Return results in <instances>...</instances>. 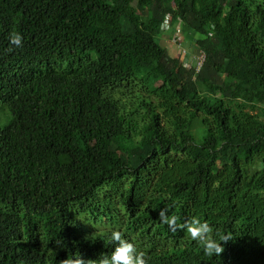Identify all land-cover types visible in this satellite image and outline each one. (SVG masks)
Masks as SVG:
<instances>
[{
  "label": "trees",
  "instance_id": "obj_1",
  "mask_svg": "<svg viewBox=\"0 0 264 264\" xmlns=\"http://www.w3.org/2000/svg\"><path fill=\"white\" fill-rule=\"evenodd\" d=\"M0 104V264H264L263 0H0Z\"/></svg>",
  "mask_w": 264,
  "mask_h": 264
},
{
  "label": "clouds",
  "instance_id": "obj_2",
  "mask_svg": "<svg viewBox=\"0 0 264 264\" xmlns=\"http://www.w3.org/2000/svg\"><path fill=\"white\" fill-rule=\"evenodd\" d=\"M8 39L9 43L16 47L22 43V36L19 32H11ZM159 217L161 222L173 232L178 228L186 230L191 240L201 247L205 256L219 255L223 251L221 242L229 239L228 236H224L220 237L219 242H217L210 235L213 232V227L197 216H192L189 220L178 223V216L169 215L166 209L162 208L159 211ZM111 242L114 243L115 247L110 256L103 257L99 264H147L144 253L138 251L136 244L126 239L121 231L114 230L111 232ZM65 264H85V262L79 257L71 260L66 259Z\"/></svg>",
  "mask_w": 264,
  "mask_h": 264
},
{
  "label": "rangeland",
  "instance_id": "obj_3",
  "mask_svg": "<svg viewBox=\"0 0 264 264\" xmlns=\"http://www.w3.org/2000/svg\"><path fill=\"white\" fill-rule=\"evenodd\" d=\"M263 2H264V0H263ZM171 30L173 31V29H170L169 31L171 32ZM169 31H165L163 36L160 37L161 39L157 38V41L161 45H164L165 47H167V45H168L167 40L168 39L173 40V37H175V31H173V33H171V35H169ZM180 40H183L182 42H179L180 44L179 43H173L172 41L171 42L177 46V49H179L178 54L182 55L181 58L183 60L185 59V61H187L188 59H191L192 65L196 66L198 61L201 58L200 57L201 54L197 50L193 49V44L191 42H189L188 39H187V41H185L184 38H182ZM182 50L184 52H182ZM169 52L172 54V51L169 50ZM189 54H192V55L189 56ZM260 118L264 121V114L260 115ZM9 119H10V116H9L8 109L7 108L3 109L1 107V104H0V127H2L5 123H7Z\"/></svg>",
  "mask_w": 264,
  "mask_h": 264
},
{
  "label": "crops",
  "instance_id": "obj_4",
  "mask_svg": "<svg viewBox=\"0 0 264 264\" xmlns=\"http://www.w3.org/2000/svg\"><path fill=\"white\" fill-rule=\"evenodd\" d=\"M171 33H173V31L171 30V32L169 31V35H171ZM163 34L164 33H162V35L161 36H163ZM167 36V35H166ZM183 37V36H182ZM161 39V38H160ZM174 43V37H173V40H171V39H168L167 40V43H168V45H167V50L169 51H172V54H174V55H177L178 56V53H179V49H177V46L175 45V44H173L172 42ZM183 40H180V42H182ZM186 41V40H185ZM180 44V43H179ZM164 46V45H163ZM165 47V46H164ZM183 51V50H182ZM192 54H189V56H191ZM182 56V55H181ZM188 56V57H189ZM189 61H191V59H188ZM185 61V60H184Z\"/></svg>",
  "mask_w": 264,
  "mask_h": 264
},
{
  "label": "built area",
  "instance_id": "obj_5",
  "mask_svg": "<svg viewBox=\"0 0 264 264\" xmlns=\"http://www.w3.org/2000/svg\"><path fill=\"white\" fill-rule=\"evenodd\" d=\"M182 52H184V51H182ZM201 54V58H200V60L198 61V63H197V65H196V68L198 69L199 68V66L201 65V62H202V60H203V54L202 53H200Z\"/></svg>",
  "mask_w": 264,
  "mask_h": 264
}]
</instances>
